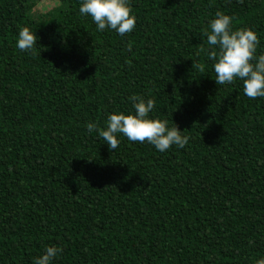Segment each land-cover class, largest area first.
I'll return each mask as SVG.
<instances>
[{
	"label": "trees",
	"instance_id": "obj_1",
	"mask_svg": "<svg viewBox=\"0 0 264 264\" xmlns=\"http://www.w3.org/2000/svg\"><path fill=\"white\" fill-rule=\"evenodd\" d=\"M39 1L0 0V264L50 246L53 264L264 259V97L216 84L203 35L219 11L264 54V0H128L124 36L98 31L84 0ZM24 27L35 54L17 47ZM133 95L189 143L160 152L118 134L110 151L87 130L134 115Z\"/></svg>",
	"mask_w": 264,
	"mask_h": 264
},
{
	"label": "clouds",
	"instance_id": "obj_2",
	"mask_svg": "<svg viewBox=\"0 0 264 264\" xmlns=\"http://www.w3.org/2000/svg\"><path fill=\"white\" fill-rule=\"evenodd\" d=\"M79 11L82 16H90L101 32L114 30L124 36L136 26V17L130 15L128 0H84ZM233 20L234 17L218 11L210 23V32L203 33L209 46L204 51L208 60L215 62V82L217 85H226L239 79L243 82L244 94L248 98L264 97V54L257 56L259 38L251 29L233 30ZM37 39L28 27H24L19 31L16 44L22 52L35 54ZM193 67L202 73L206 69L203 63H194ZM130 99L133 101L134 115L110 114L106 129L91 122L86 125L89 132H98L110 151L119 146L118 134H123L131 142L147 141L160 152H166L173 145L183 149L189 143V137L182 135L183 132L176 125L169 127L167 120L149 118L155 108L153 99L145 101L136 95ZM62 251L60 247H47L44 254L34 260V264H53ZM256 264H264V259L256 261Z\"/></svg>",
	"mask_w": 264,
	"mask_h": 264
},
{
	"label": "rangeland",
	"instance_id": "obj_3",
	"mask_svg": "<svg viewBox=\"0 0 264 264\" xmlns=\"http://www.w3.org/2000/svg\"><path fill=\"white\" fill-rule=\"evenodd\" d=\"M57 0H41L38 2L36 7V12L45 13L48 12L51 8L55 7Z\"/></svg>",
	"mask_w": 264,
	"mask_h": 264
}]
</instances>
